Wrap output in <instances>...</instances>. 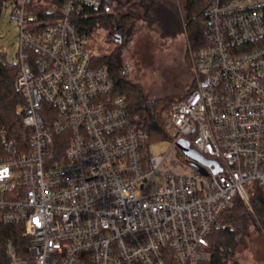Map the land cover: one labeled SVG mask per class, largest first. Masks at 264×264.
Returning a JSON list of instances; mask_svg holds the SVG:
<instances>
[{
	"label": "built area",
	"instance_id": "2783aa9c",
	"mask_svg": "<svg viewBox=\"0 0 264 264\" xmlns=\"http://www.w3.org/2000/svg\"><path fill=\"white\" fill-rule=\"evenodd\" d=\"M42 3L0 0L20 26L15 86L25 99L22 140L0 115V225L29 240L24 256L5 242L9 264L206 262L235 199L254 212L264 193V0H207L196 86L173 104L159 155L151 144L143 152L149 134L76 22L87 10L114 13L116 0H63L51 22L30 12ZM182 140L221 172L200 163V174Z\"/></svg>",
	"mask_w": 264,
	"mask_h": 264
},
{
	"label": "trees",
	"instance_id": "16d2710c",
	"mask_svg": "<svg viewBox=\"0 0 264 264\" xmlns=\"http://www.w3.org/2000/svg\"><path fill=\"white\" fill-rule=\"evenodd\" d=\"M145 1L116 0L114 13L98 14L93 10H87L86 15L76 18V22L89 38L97 29H111L121 32L123 43V35L141 18H145V21L148 22H168L164 14L157 15V19L153 18ZM147 1L151 3L155 0ZM62 4L63 0H43L40 10L37 9V4H34L30 8V12L37 20L51 22L61 17L59 9ZM207 6V0H184L182 2L183 17L180 14L182 29L184 30L183 27H185L194 49H198L204 44L202 30ZM2 11L3 7L0 4V16ZM97 61L99 66H107L111 70L114 79V93L127 98L133 123L149 134L148 142L142 145L143 152L146 153V147L151 144V140L167 138L165 122L170 116L173 104L178 100L172 104L163 100L147 101L141 87L130 83L123 77L120 54H117V51H114L110 56L97 57ZM18 71L19 65L11 66L0 59L1 119L3 125L8 127L12 134H15V138L22 140L23 124L21 120L13 119L14 114L19 112L25 103L23 94L15 86ZM195 86L196 84L191 90ZM261 193L263 194V192ZM257 220L264 224V197L258 201L255 200L254 212H251L240 198H236L233 206L226 210L222 216L221 226L211 232L209 237L210 258L202 264H238L234 258V249L239 242V237L248 233L252 225L256 226ZM22 231L21 226L0 225V264H9L4 250L5 242L8 240H13L21 255H26L25 251L29 240L24 237Z\"/></svg>",
	"mask_w": 264,
	"mask_h": 264
},
{
	"label": "rangeland",
	"instance_id": "374dc122",
	"mask_svg": "<svg viewBox=\"0 0 264 264\" xmlns=\"http://www.w3.org/2000/svg\"><path fill=\"white\" fill-rule=\"evenodd\" d=\"M183 1L150 3L146 0L153 18L164 14L168 22H148L141 18L123 35L121 45L114 37L121 32L115 30L100 28L90 37L88 49L93 56H110L114 51L120 54L123 77L139 85L149 102L163 100L172 104L187 96L196 83L192 66L194 48L181 25ZM19 34L20 26L11 20L10 9H4L0 16V59L11 66L19 64ZM19 117L17 112L13 119L16 121ZM150 143L155 155L171 145L164 138L153 139ZM263 197L264 193L258 192L254 200ZM234 258L238 264H264V224L257 220L256 226L252 225L248 233L239 237Z\"/></svg>",
	"mask_w": 264,
	"mask_h": 264
},
{
	"label": "water",
	"instance_id": "95a60500",
	"mask_svg": "<svg viewBox=\"0 0 264 264\" xmlns=\"http://www.w3.org/2000/svg\"><path fill=\"white\" fill-rule=\"evenodd\" d=\"M114 37L117 42L122 43V37L120 35H114ZM179 146L181 150L184 152V154L191 159L189 164L195 167L200 174L207 175V170L202 165H200V163L208 167L216 166L217 168L214 170V172L215 173L221 172V168L218 166V163L216 161L209 160L203 157L201 154H199L197 151H195L190 147L188 141L182 140L179 143Z\"/></svg>",
	"mask_w": 264,
	"mask_h": 264
}]
</instances>
